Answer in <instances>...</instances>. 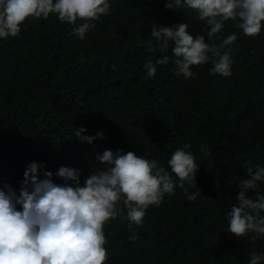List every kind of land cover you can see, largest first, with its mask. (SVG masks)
<instances>
[{
    "label": "trees",
    "instance_id": "1",
    "mask_svg": "<svg viewBox=\"0 0 264 264\" xmlns=\"http://www.w3.org/2000/svg\"><path fill=\"white\" fill-rule=\"evenodd\" d=\"M166 2L109 0V14L92 21L95 28L83 40L56 14L26 18L18 36L0 39V187L10 184L19 194L25 168L34 161L61 185L55 175L61 166L81 169L83 184L104 167L95 154L106 149L133 151L171 172L172 153L191 143L185 151L195 156L193 182L201 194L190 202L177 186L132 230L121 198V214L104 225L105 264H249L253 252L264 254V237L235 238L226 231V217L238 203L239 183L249 178L246 169L264 167V26L252 38L227 21L205 42L219 46L237 34L231 76L210 75L208 62L193 66L195 78L185 80L174 74L173 45L161 51L152 25L186 22L194 38L205 35L207 25L192 10L166 9ZM163 56L169 63L156 65L155 77L145 79L144 64ZM77 127L86 129L83 135L103 132L106 138L81 143ZM257 194L264 196V183L247 196Z\"/></svg>",
    "mask_w": 264,
    "mask_h": 264
},
{
    "label": "clouds",
    "instance_id": "2",
    "mask_svg": "<svg viewBox=\"0 0 264 264\" xmlns=\"http://www.w3.org/2000/svg\"><path fill=\"white\" fill-rule=\"evenodd\" d=\"M165 8L192 10L196 19L207 25L205 35L195 38L186 22L152 25L151 36L159 42L161 51L168 49L170 43L173 45L174 74L185 80L195 78L193 66L208 62L212 63L210 75L231 76V46L237 41V34L223 38L219 46L205 42L206 37H216L227 21L236 22L243 35L252 38L264 26V0H167ZM110 9L109 0H0V39L18 36L26 18L47 20L50 14H56L61 23L73 25L72 34L83 40L95 28L91 22L108 15ZM78 20L83 23L77 27ZM140 43L145 42L141 39ZM147 43L149 50L155 51L152 41ZM169 59L163 56L154 64L149 58L144 64L145 79L154 78L156 65H166ZM84 132V127L75 130L81 143L92 144L97 138H106L103 132L95 136L83 135ZM191 147V143H185L172 153L167 161L171 172L157 160L133 151L106 149L95 154L96 161L104 167L90 172L83 184L81 169L61 166L55 173L64 181L61 185L53 182V173L45 170L42 162L29 163L19 194L10 184L0 187V264H105L109 253L104 225L121 214L122 209L117 207L121 198L127 208L128 229L132 230L133 225H143L149 206L158 207L165 195L174 196L177 186L190 202L201 194L193 182L198 169L195 156L185 151ZM201 150L208 154L203 145ZM246 174L249 178L238 185V203L227 213L226 231L237 239L252 234L250 239L255 241L264 237V196L257 194L256 199H251L247 193L264 183V167H248ZM189 188L196 191L190 193ZM17 205L21 210H17ZM262 261L264 254L253 252L249 264Z\"/></svg>",
    "mask_w": 264,
    "mask_h": 264
}]
</instances>
